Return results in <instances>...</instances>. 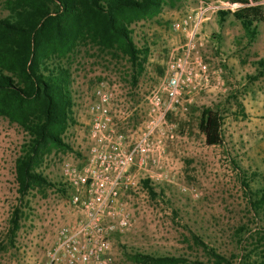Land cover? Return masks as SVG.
<instances>
[{"label":"rangeland","instance_id":"1","mask_svg":"<svg viewBox=\"0 0 264 264\" xmlns=\"http://www.w3.org/2000/svg\"><path fill=\"white\" fill-rule=\"evenodd\" d=\"M3 1L0 0V17L6 15ZM255 1L264 4V0ZM198 5L214 6L200 28L204 38L202 56L211 68H221V73L212 87L198 92L186 109L170 117L175 137L165 141L162 158L168 178L155 182L149 180L144 169L133 167L136 186L122 194L131 216L130 225L125 231L109 234L108 264H157L134 253L181 258L177 264L206 263L211 260L210 249L236 264L244 256L256 259L262 250L251 236L264 222V209L258 216L253 214L248 190L264 185V73L250 77L259 70L258 61L264 66V25L258 24L255 39L247 45L239 24L229 14H219L235 8L227 0H164L156 13L132 22V38L138 45L146 44V80L153 78L157 82L168 52L176 43L170 22ZM69 64L74 72V93L72 123L62 135L67 147L51 148L46 153L40 169L50 185L24 196L26 204L21 208L25 214L12 244L4 240L6 212L16 201L13 160L24 133L0 116V192L5 201L3 223L0 221V264L41 263L56 225L71 217L66 213L65 188L61 187L62 192L58 186L63 183L59 160L68 159L81 166L87 155L88 115L80 92L85 84L92 85V76L97 74L116 76L124 84L127 73H132L124 57L112 58L89 45L78 46ZM145 92L142 89L141 96ZM202 109L215 110L220 115L221 144H204L197 130ZM191 190L196 196L191 195ZM240 225L245 231L235 234L234 229Z\"/></svg>","mask_w":264,"mask_h":264},{"label":"trees","instance_id":"2","mask_svg":"<svg viewBox=\"0 0 264 264\" xmlns=\"http://www.w3.org/2000/svg\"><path fill=\"white\" fill-rule=\"evenodd\" d=\"M164 0H4L6 15L0 17V116L14 123L23 133L13 160L16 201L10 207L4 240L13 243L26 204L24 196L35 188L50 185L40 167L51 148L67 147L62 135L72 123L70 56L78 46L89 45L98 53L112 58L124 57L132 68L134 84L143 70L147 47L136 44L131 24L156 13ZM172 1V0H170ZM234 4L220 15L229 14L240 26L249 45L264 25V4L255 0H227ZM259 70L250 76L264 73ZM221 118L217 111L202 109L197 130L205 145L222 143ZM252 175V174H251ZM254 175V174H253ZM143 184L148 191L145 181ZM60 191L62 185H58ZM247 187V183H244ZM250 209L258 216L264 209V185L248 190ZM262 217L264 213L262 212ZM264 220V218H263ZM244 226L234 229L235 234ZM255 246L262 247L257 258L244 256L236 264H264V222L251 236ZM212 251V252H211ZM209 261L192 264H231L210 249ZM208 252V253H209ZM136 257L157 264H177L175 257H152L134 253ZM142 260V259H141Z\"/></svg>","mask_w":264,"mask_h":264},{"label":"built area","instance_id":"3","mask_svg":"<svg viewBox=\"0 0 264 264\" xmlns=\"http://www.w3.org/2000/svg\"><path fill=\"white\" fill-rule=\"evenodd\" d=\"M213 8L198 5L170 22L171 32L180 41L169 50L162 76L148 88L146 110L135 101L140 80L148 76L144 68L134 84L129 73L124 84L106 74L92 76L90 87L85 84L80 95L88 115L87 155L81 166L59 160V176L68 201L66 213L71 217L56 225L40 264H108L109 234L125 231L130 225L122 194L136 186L133 167L144 169L155 182L168 178L162 158L165 141L175 137L170 117L186 109L194 94L212 87L221 73V68H211L202 56L200 28ZM70 72L72 89L74 72ZM190 193L196 196L195 190ZM3 208L0 192L1 223ZM9 213L10 208L7 217Z\"/></svg>","mask_w":264,"mask_h":264},{"label":"crops","instance_id":"4","mask_svg":"<svg viewBox=\"0 0 264 264\" xmlns=\"http://www.w3.org/2000/svg\"><path fill=\"white\" fill-rule=\"evenodd\" d=\"M240 27V26H239ZM241 31H242V29H241ZM242 35H243V31H242ZM243 37V36H242ZM174 38H175V42L177 43V42H179L180 41V38H179V36H177V35H175L174 34ZM175 43V44H176ZM154 67H157V69L159 70V67L157 66V65H155ZM162 71H163V67H162ZM142 81H140V83H141ZM155 82L153 81V78H151L150 80H146L145 79V81H143V83H141L140 85H139V88H138V93H137V95H138V98H137V96H136V100L135 101H138L139 102V106L141 107L140 109L142 110V111H144V110H146V104H145V95L147 94V92H148V88L150 87V85H152V84H154ZM142 89H144L146 92H145V94L144 95H142L141 96V91H142ZM198 93H196V94H194L193 96H192V100L194 99V97L197 95ZM191 100V101H192ZM151 171V170H150Z\"/></svg>","mask_w":264,"mask_h":264}]
</instances>
